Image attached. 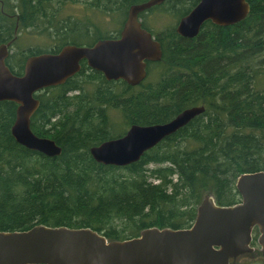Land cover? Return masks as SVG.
I'll list each match as a JSON object with an SVG mask.
<instances>
[{
    "label": "trees",
    "instance_id": "16d2710c",
    "mask_svg": "<svg viewBox=\"0 0 264 264\" xmlns=\"http://www.w3.org/2000/svg\"><path fill=\"white\" fill-rule=\"evenodd\" d=\"M45 1L30 0V25L45 16ZM144 1H90L95 15L116 22L121 16L115 33L95 25L92 38L83 42L75 38L81 28L76 30L74 21L58 33L77 45L117 37L130 6ZM248 1L251 11L244 20L230 26L207 21L193 38L178 34L176 26L198 0H167L141 13L143 26L162 43L163 56L149 62L148 76L137 86L109 81L83 61L66 83L38 92L41 104L32 129L61 146V155L47 156L18 143L12 134L18 105L1 101L0 230L38 224L90 227L109 240H124L149 227H190L209 194L220 205L240 202L238 177L264 170V0ZM1 14L0 25L8 23ZM59 50L14 51L7 64L21 75L28 56ZM193 106L205 111L137 162L106 165L90 152L133 124L168 122ZM258 236L256 228V253L241 255L235 264H264Z\"/></svg>",
    "mask_w": 264,
    "mask_h": 264
},
{
    "label": "water",
    "instance_id": "95a60500",
    "mask_svg": "<svg viewBox=\"0 0 264 264\" xmlns=\"http://www.w3.org/2000/svg\"><path fill=\"white\" fill-rule=\"evenodd\" d=\"M167 0H147L130 6L117 37L92 45L67 44L57 52L27 57L21 75L7 64L10 49L0 47V102L17 103L12 134L21 145L48 156L62 154L54 140L37 135L31 126L40 107L36 94L61 85L82 69V62L105 78L137 86L148 76L149 62L160 61L162 43L143 26L140 14ZM251 11L248 0H198L176 26L178 34L196 37L207 21L234 25ZM205 111L193 106L164 123L133 124L124 135L91 148L94 159L106 165L126 166L139 161L166 137ZM236 187L241 201L220 205L209 194L187 228L149 227L139 236L109 240L90 227L38 224L28 230H0V264H235L238 257L255 252L253 231L264 255V170L241 174Z\"/></svg>",
    "mask_w": 264,
    "mask_h": 264
},
{
    "label": "rangeland",
    "instance_id": "374dc122",
    "mask_svg": "<svg viewBox=\"0 0 264 264\" xmlns=\"http://www.w3.org/2000/svg\"><path fill=\"white\" fill-rule=\"evenodd\" d=\"M90 1L91 0H50L48 4L45 1L42 6L45 16L38 20L36 25H31L30 28L20 25L18 39L16 41V46H19L20 49H10V52L18 51L28 53L31 49H51L64 42H68L71 38H64L58 33L60 27L66 26V24L69 23L68 21H76L75 23L77 24H79L80 21H83V24L88 21L92 26V30L95 25H99V29L102 32L107 31L109 33H115L118 31V26L121 24L120 21L122 20V18H120L121 16L116 22L113 20V17L109 15H95ZM82 23L80 24L83 25ZM157 23L159 22L157 21ZM75 38L79 40L82 39L83 42L87 40H83L84 38L79 35ZM89 38H92V35ZM25 47H30V49H21ZM254 246L258 247L257 245ZM259 254L260 255L257 257L260 259L261 253Z\"/></svg>",
    "mask_w": 264,
    "mask_h": 264
},
{
    "label": "flooded vegetation",
    "instance_id": "af4514ba",
    "mask_svg": "<svg viewBox=\"0 0 264 264\" xmlns=\"http://www.w3.org/2000/svg\"><path fill=\"white\" fill-rule=\"evenodd\" d=\"M9 5L10 9H8V11L5 10V6ZM30 0H0V12L3 13L2 15V19H6L8 21L4 22L3 24H1L0 26V31H3L5 34V37L3 38L1 36L0 38V47L3 45H6V49H20L19 46H16V41L18 39V30L20 25L27 26V27H31L30 22L27 21V16H29L30 13ZM20 14H22V21ZM6 16V17H5ZM9 19H14V25H12L13 23L10 22ZM76 22V21H75ZM83 21H80V23H82ZM76 24V30L77 27L81 28L79 31H77V33H75V35H79L81 37H85V38H89L92 35V26L90 25V23L88 21H86L83 25L81 24ZM84 26V28H83ZM5 28V29H4ZM85 29V30H84ZM84 30V31H83ZM67 44H75L72 43V40L70 39L68 42H65V44L59 48H57V46L52 47L51 49H61L63 48L65 45ZM77 45V44H75ZM87 45V44H84ZM21 49H30V47H25V48H21ZM11 54V52H10ZM9 54V55H10ZM83 63V62H82ZM256 229V228H255ZM254 232V231H253Z\"/></svg>",
    "mask_w": 264,
    "mask_h": 264
},
{
    "label": "bare ground",
    "instance_id": "6f19581e",
    "mask_svg": "<svg viewBox=\"0 0 264 264\" xmlns=\"http://www.w3.org/2000/svg\"><path fill=\"white\" fill-rule=\"evenodd\" d=\"M48 156V155H47ZM241 196V195H240Z\"/></svg>",
    "mask_w": 264,
    "mask_h": 264
}]
</instances>
